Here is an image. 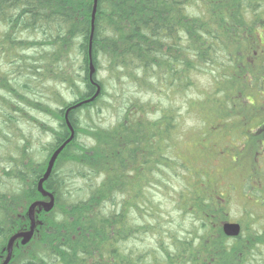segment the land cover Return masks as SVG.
I'll list each match as a JSON object with an SVG mask.
<instances>
[{
  "label": "trees",
  "instance_id": "16d2710c",
  "mask_svg": "<svg viewBox=\"0 0 264 264\" xmlns=\"http://www.w3.org/2000/svg\"><path fill=\"white\" fill-rule=\"evenodd\" d=\"M92 12L93 0H0V91L9 96H0V264L9 238L29 228L28 207L47 200L37 183L52 152L70 135L65 110L96 91L88 76L89 49L100 94L69 112L75 136L43 184L54 206L48 213L37 208L34 234L27 244L14 245L9 264H264V210L243 204L240 220L231 221V197L212 203L205 192L183 204L185 164L172 152L183 115L173 106L149 118L156 107L134 100L108 127L80 120L83 111L109 108L104 79H124L150 93L161 88L173 97L197 89V74L209 77L206 89L223 101L210 148L219 155L237 143L248 161L244 173L231 174L241 173L235 182L245 194L261 195L264 55L258 49L264 48L258 46L264 0H97L90 47ZM58 85L67 86L72 100L63 99ZM47 92L50 104L30 98ZM202 92L186 102L187 114ZM21 104L50 116L54 125L30 117ZM24 118H34L33 127L51 140L33 143L18 133L16 123ZM221 122H232L234 130ZM222 159L227 164L221 174L216 164L210 169L218 189L231 169L229 159ZM234 161L239 166L237 155ZM251 176L259 190L244 187ZM161 195L180 217H192L188 230L167 226L163 202L154 200ZM225 222L239 223L240 235L226 237ZM148 234L152 247H144Z\"/></svg>",
  "mask_w": 264,
  "mask_h": 264
},
{
  "label": "rangeland",
  "instance_id": "374dc122",
  "mask_svg": "<svg viewBox=\"0 0 264 264\" xmlns=\"http://www.w3.org/2000/svg\"><path fill=\"white\" fill-rule=\"evenodd\" d=\"M259 33L260 35H262L263 41H261L258 48H264V29L260 30ZM258 50L261 53V56L264 55L263 49ZM1 69L2 71H5L6 67L3 65ZM105 76V71L99 72L100 78L103 79L105 78ZM193 81L195 82L197 89L193 88L192 90L185 91L181 95L172 97L170 92L168 93V95L165 91L161 92V88L150 93V91L139 88L138 86H131L124 79H121L120 81H115L114 79H104L105 90L107 91V95L105 94L103 99L104 102L109 105V108H102V110H100L98 113H96L97 109H92L88 113L83 111L80 113V120L83 124H94L103 127H108L109 125H112L114 124V122L117 121L118 116H121L125 112L128 104L134 100L139 101L141 103H148L151 105L152 108L156 107L157 110H154V113H147V117L149 118L158 117V115L161 114V108L173 106V108H175V110L179 112V114L183 115L180 117V125L181 127H183V130L178 132V136L176 135L174 137V140H176V137L179 139L176 140V148H174L172 151L174 156L181 158L185 164V169L181 172L183 181L186 184V187L182 191V200L184 202L183 204L191 202V197L201 196L203 192H205L203 193L205 196H208L210 200L213 201L212 203H217L218 201L226 202L227 198H229L230 196V202L226 204L228 206L226 217L231 221H239L244 213L242 212L243 204L250 207L258 206L260 208L259 210H264V191L261 193V195L252 191H249V193L245 194L243 186L241 188V186H239L235 182V180L238 181L241 179V173L234 174L233 176L231 173H235L238 170H242L244 173V165L248 161V159L245 158V152H239L237 143H231L230 145L229 143L226 144L229 146H226L223 151L219 153V155H217L216 151L213 148H210V139L214 137L215 132L217 133V131H219L221 127V124L215 121V116L220 112V108L222 109L223 101L221 99H218L212 91L208 92L209 90L206 89L207 87L211 86L209 77L206 78L203 75L198 76L197 74L194 77ZM58 87L62 91L60 92L63 99H65L66 101L72 100L73 95H71L70 92L67 90V86L58 85ZM202 90L204 94L200 97L199 103L195 106L193 111L194 113L192 112L191 115L187 114V107L185 106L186 102L188 100L192 101L191 99L197 98V95L199 96L200 91ZM0 96L2 98L4 96L9 97L2 91H0ZM1 97L0 108H3V101ZM30 98L31 100L37 99L39 101H43L46 104H50V101L47 98H51V95H49L47 92V94H45V98H42L40 96H36L34 97V99L30 96ZM14 102L16 103L14 105L19 106L16 100H14ZM51 106L52 108L58 107L57 104H51ZM20 108L26 110L28 115H31L30 117H34L39 119L40 121L54 125V122L52 123V119L50 116H47L49 118L48 119L43 114H40L37 110L25 107V104H21ZM14 109L16 110L17 108L14 107ZM34 118L32 120L31 118H24L22 120H19L16 123V127L14 129L18 133L20 131L21 134L26 135L29 140L33 143L50 141V133H42L38 131L35 127H33L32 124L35 123ZM199 122L200 124L195 128V126ZM221 123H224V127H227L229 130H234L232 122ZM81 140L88 142V139L84 138L83 136H81ZM217 146L219 150L222 147L221 145ZM199 149L202 152L199 157L194 158L192 160H188L192 156H196ZM235 155L238 156V161L240 163H238L239 166L235 164ZM223 157L229 159V165H231V169L230 172L225 174V176L219 181L218 189L216 181L213 179L215 175L210 174V169L216 164V174L217 176L219 173L221 174L224 168V164H227L226 161L222 159ZM185 159L188 161H185ZM242 163H244L243 166H241ZM251 178L252 179L248 180L244 184V187L249 188L250 190L252 188L254 190H259L260 186L253 179V176H251ZM206 183L209 187H206ZM153 193L154 192H152V194ZM191 193H193L192 196L190 195ZM154 200L158 201L160 204L161 201L163 202V204L160 205V212L164 217L168 219L167 226L177 228L180 224V231L185 232L189 229L190 224L193 223L191 216L180 217L179 214H176V212L171 207H168L169 205L166 204L165 197L162 195L160 197L155 196ZM169 208H171V211ZM141 221L142 223H147L146 220L141 219ZM19 244L21 243L19 242ZM136 245H138L137 241ZM154 245V239L151 237V235L148 234L144 240V247H152ZM3 260L4 259H2V261Z\"/></svg>",
  "mask_w": 264,
  "mask_h": 264
},
{
  "label": "water",
  "instance_id": "95a60500",
  "mask_svg": "<svg viewBox=\"0 0 264 264\" xmlns=\"http://www.w3.org/2000/svg\"><path fill=\"white\" fill-rule=\"evenodd\" d=\"M96 6H97V0H93L92 29H91V36H90V43H89L90 47H91V38L93 35V30H94L93 25H94V16H95V11H96ZM94 75H95V68H94L93 63H92L91 53H90V49H89V75L88 76H89L90 82L96 87V91L93 94V96H91L90 98H88L86 100L79 101L76 104L70 106L68 109L65 110L64 121H65V124L68 128L70 135H69L68 139H66L59 147H57L52 152V154L50 155V157L48 159L46 170H45L43 176L39 179V181L37 183L38 192L44 198H47L48 200L47 201H45V200L35 201L29 206L28 212H27L28 220L30 223L29 228L25 231H21V232L13 234L9 238L8 243H7V249H6V257L4 258V260L2 261L1 264H9V262L12 258L13 247H14V244L16 241L20 240L21 244L25 245L31 240V238L34 234L36 225H37V220H36L37 208H41L44 210V212L48 213L52 210V208L54 206V203H55L54 196L51 193H49L48 191L44 190L43 184L49 178L58 156L64 150V148L73 140V138L75 136L74 129H73V127L70 124L69 119H68L69 112L72 110H75V109H77L83 105H86L88 103H92L100 94L101 89H100V86L93 80ZM222 232L228 238H236L241 233V225L239 223H236V222L235 223L225 222L222 224Z\"/></svg>",
  "mask_w": 264,
  "mask_h": 264
},
{
  "label": "flooded vegetation",
  "instance_id": "af4514ba",
  "mask_svg": "<svg viewBox=\"0 0 264 264\" xmlns=\"http://www.w3.org/2000/svg\"><path fill=\"white\" fill-rule=\"evenodd\" d=\"M6 257V256H5Z\"/></svg>",
  "mask_w": 264,
  "mask_h": 264
}]
</instances>
